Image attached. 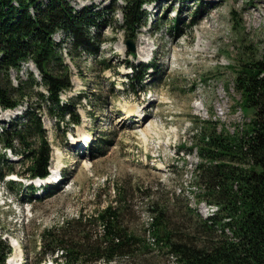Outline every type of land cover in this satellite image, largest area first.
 I'll use <instances>...</instances> for the list:
<instances>
[{
  "label": "rangeland",
  "instance_id": "rangeland-1",
  "mask_svg": "<svg viewBox=\"0 0 264 264\" xmlns=\"http://www.w3.org/2000/svg\"><path fill=\"white\" fill-rule=\"evenodd\" d=\"M69 3L77 9L91 4L94 10L103 9L109 25L99 32L104 40L99 47L91 54L78 50L74 63L64 50L69 46L62 44L71 89L60 94L59 105L72 103L80 124L63 123L57 130L55 120L42 110L41 121L50 164L60 157L63 179L40 199L23 187L9 191L0 185V240L13 247L17 240L21 264H47L38 255L44 229L78 214L94 217L108 205L125 208L120 216L125 227L145 244L150 209L167 212L180 235L199 238L189 234V223L196 212L202 216L211 207L206 208L194 184L192 171L200 158L189 148L192 129L202 121L229 133L244 126L247 116L238 106L233 81L241 55L257 58L262 52L264 0H163L146 5V24L132 32L134 58L126 55L120 0ZM63 36L55 34L54 42ZM143 46L146 51L140 54ZM145 56L152 57L156 70L144 84L128 80V65L141 63ZM30 70L26 63L10 70L11 84L16 85V77L25 80ZM23 102L35 106L40 101L32 97ZM10 116L0 112V127L6 126L1 118ZM139 249L120 264H179L165 249Z\"/></svg>",
  "mask_w": 264,
  "mask_h": 264
},
{
  "label": "trees",
  "instance_id": "trees-1",
  "mask_svg": "<svg viewBox=\"0 0 264 264\" xmlns=\"http://www.w3.org/2000/svg\"><path fill=\"white\" fill-rule=\"evenodd\" d=\"M120 1V29L132 39V32L145 23L143 4L163 0ZM106 8L110 10V6ZM94 9L92 4L74 8L69 0H0V107L14 108L32 97L40 101L34 107L29 104L25 123L12 124L0 132L1 146L22 156L20 176L47 175L49 148L40 121L41 108L54 115L57 128L64 123L65 114L69 118L66 123H79L72 104L59 106L60 93L71 87L61 48L62 44L69 46L66 53L74 63L78 50L93 53L102 43L99 32L108 20L104 10ZM233 18L238 26L236 16ZM57 33L64 36L54 42ZM27 62L38 70L41 82L28 73L26 80L16 77L17 85L13 86L9 71ZM140 66V71L134 68L137 83L146 71L145 65ZM235 72L233 91L247 116L244 126L229 133L202 121L192 129L189 147L200 158L192 171L194 184L202 191L205 204L218 207L217 216L209 219L210 224L201 218L190 221L187 231L199 236L191 241L179 234L178 225L167 212L150 209L153 217L147 230L156 246L166 249L179 264H264V45L257 58L242 59L241 55ZM39 86L47 96L34 88ZM1 158L0 180L14 171L4 154ZM124 210L123 206L108 205L94 217L79 214L76 219L45 229L40 255L47 252L52 258L59 250L65 253L66 264H120V259L134 257L139 248L151 250L125 227L120 217ZM9 252V246L0 240V264Z\"/></svg>",
  "mask_w": 264,
  "mask_h": 264
},
{
  "label": "bare ground",
  "instance_id": "bare-ground-1",
  "mask_svg": "<svg viewBox=\"0 0 264 264\" xmlns=\"http://www.w3.org/2000/svg\"><path fill=\"white\" fill-rule=\"evenodd\" d=\"M143 40V39H142ZM142 40H138L139 42H141L142 44H144L145 42L144 41H142ZM140 54H143L145 51H146V46H143L142 48H139L138 50H137ZM143 59H144V61H146L147 59H148V57L147 56H145V58L143 57ZM142 59V60H143ZM146 59V60H145ZM125 118V117H124ZM85 140H91V138H89L88 136H85ZM85 144V143H84ZM53 158V157H52ZM57 162L60 164L61 163V161H60V157H58L57 158ZM50 169H52L51 167H50ZM49 178V177H48ZM51 178H53V176L52 177H50L49 178V180L51 179ZM55 178V177H54ZM204 206V205H203ZM202 206V207H203ZM206 206V205H205ZM197 211V210H196ZM203 211V210H202ZM200 212V211H199ZM13 245H14V249H15V253H14V255L13 256H11L10 258H9V261H8V264H14V262H18L20 259H22V253H21V249H20V246H19V244L17 243V242H15V241H13Z\"/></svg>",
  "mask_w": 264,
  "mask_h": 264
},
{
  "label": "water",
  "instance_id": "water-1",
  "mask_svg": "<svg viewBox=\"0 0 264 264\" xmlns=\"http://www.w3.org/2000/svg\"><path fill=\"white\" fill-rule=\"evenodd\" d=\"M126 45H127V47H128V50H130L131 52L134 51V47H133V43H132V41L127 40V41H126Z\"/></svg>",
  "mask_w": 264,
  "mask_h": 264
}]
</instances>
